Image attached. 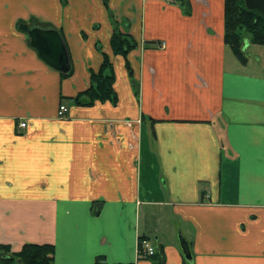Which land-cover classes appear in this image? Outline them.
<instances>
[{
	"label": "crops",
	"instance_id": "crops-1",
	"mask_svg": "<svg viewBox=\"0 0 264 264\" xmlns=\"http://www.w3.org/2000/svg\"><path fill=\"white\" fill-rule=\"evenodd\" d=\"M22 25L58 33L68 76ZM114 31L134 42L125 57ZM224 33V0H0V248L51 245L54 264H264V76L252 44L242 64ZM104 56L115 103H74ZM140 240L159 260L140 259Z\"/></svg>",
	"mask_w": 264,
	"mask_h": 264
},
{
	"label": "trees",
	"instance_id": "trees-1",
	"mask_svg": "<svg viewBox=\"0 0 264 264\" xmlns=\"http://www.w3.org/2000/svg\"><path fill=\"white\" fill-rule=\"evenodd\" d=\"M176 1L184 4L186 0ZM224 28V42L242 64L247 61L242 51L243 34L249 37L250 44L264 46V15L255 10H247L244 0H224ZM246 41L248 42L246 39L244 43ZM110 46L114 55L122 57L135 48L129 36L117 31H114L111 36ZM70 73L71 71H68L65 76ZM90 81V87L73 99L74 103L78 105H90L94 101L115 103L116 96L112 88L114 75L106 56L99 71L90 75ZM82 97H86V100ZM8 251L6 247L0 248L2 253L0 264H54V248L51 245L28 244L24 245L19 252L8 254ZM95 264H100V259Z\"/></svg>",
	"mask_w": 264,
	"mask_h": 264
},
{
	"label": "water",
	"instance_id": "water-1",
	"mask_svg": "<svg viewBox=\"0 0 264 264\" xmlns=\"http://www.w3.org/2000/svg\"><path fill=\"white\" fill-rule=\"evenodd\" d=\"M244 2L247 10H255L264 15V0H244ZM20 30L26 34L30 47L37 51L39 58L44 63L58 72H68L67 51L61 37L56 31L49 29L42 30L37 27L30 28L26 25L20 26ZM178 241L184 258L190 261L189 245L180 233H178Z\"/></svg>",
	"mask_w": 264,
	"mask_h": 264
},
{
	"label": "rangeland",
	"instance_id": "rangeland-1",
	"mask_svg": "<svg viewBox=\"0 0 264 264\" xmlns=\"http://www.w3.org/2000/svg\"><path fill=\"white\" fill-rule=\"evenodd\" d=\"M248 40V43L249 42V37L246 35V34H243V39H242V51L245 55V57H247V54L245 53V51L243 50L244 48V41L245 40ZM248 54L250 55V60L252 63L255 64V66H257V64H259V67H261V69H258V73L260 75H263L264 76V46H258V45H252L249 50H248ZM256 58H258V61H256ZM66 104L68 103L67 101H65ZM177 232V231H176ZM178 235V233H176ZM150 239H154V236H149ZM156 260H159L158 259V255L156 254L155 257H154Z\"/></svg>",
	"mask_w": 264,
	"mask_h": 264
},
{
	"label": "built area",
	"instance_id": "built-area-1",
	"mask_svg": "<svg viewBox=\"0 0 264 264\" xmlns=\"http://www.w3.org/2000/svg\"><path fill=\"white\" fill-rule=\"evenodd\" d=\"M170 3H172L174 0H168ZM68 112V109L64 105H60L58 108V118H64ZM26 124L24 122H21L19 124L20 128H25ZM138 255L140 259H147L154 255V249L153 247L146 241L140 240L139 242V248H138Z\"/></svg>",
	"mask_w": 264,
	"mask_h": 264
}]
</instances>
